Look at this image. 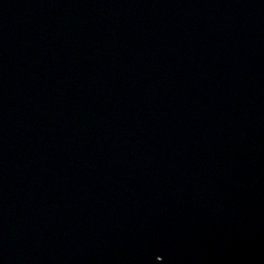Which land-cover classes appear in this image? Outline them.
Here are the masks:
<instances>
[{
    "label": "water",
    "instance_id": "1",
    "mask_svg": "<svg viewBox=\"0 0 264 264\" xmlns=\"http://www.w3.org/2000/svg\"><path fill=\"white\" fill-rule=\"evenodd\" d=\"M0 264H264V0H0Z\"/></svg>",
    "mask_w": 264,
    "mask_h": 264
}]
</instances>
